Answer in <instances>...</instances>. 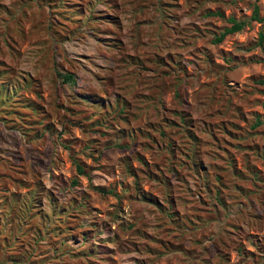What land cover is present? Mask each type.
<instances>
[{"label":"rangeland","instance_id":"obj_1","mask_svg":"<svg viewBox=\"0 0 264 264\" xmlns=\"http://www.w3.org/2000/svg\"><path fill=\"white\" fill-rule=\"evenodd\" d=\"M0 264H264V0H0Z\"/></svg>","mask_w":264,"mask_h":264},{"label":"trees","instance_id":"obj_2","mask_svg":"<svg viewBox=\"0 0 264 264\" xmlns=\"http://www.w3.org/2000/svg\"><path fill=\"white\" fill-rule=\"evenodd\" d=\"M251 18H252V20H259L258 19V7L257 6L254 7ZM227 21L230 24V26L228 28H225L223 30V32L219 36L215 37V39H214V42L215 43L222 42V40L224 39V37L227 36V35L235 34V33L240 32L241 30H243V28L247 24V21H242V20L239 21V20H236L233 17L228 18ZM262 38H263V36L261 35L260 36V40H262ZM60 77L62 78V81L64 83H73L74 82V78L70 74H63V75L60 74ZM259 124H260V122L257 121L256 122V125H259ZM75 164H76L77 173L80 174V175L84 174V171H83L82 167L80 166V164L79 163H76V162H75ZM72 184L73 185H76L77 184V181H73ZM97 190L100 193H105V190L104 189L97 188Z\"/></svg>","mask_w":264,"mask_h":264}]
</instances>
